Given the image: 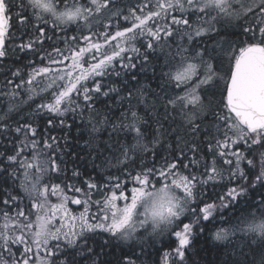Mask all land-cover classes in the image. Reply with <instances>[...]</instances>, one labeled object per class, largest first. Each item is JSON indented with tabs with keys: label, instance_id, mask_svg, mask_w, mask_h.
<instances>
[{
	"label": "snow or ice",
	"instance_id": "6c2138e0",
	"mask_svg": "<svg viewBox=\"0 0 264 264\" xmlns=\"http://www.w3.org/2000/svg\"><path fill=\"white\" fill-rule=\"evenodd\" d=\"M205 233L264 264V0H0V264Z\"/></svg>",
	"mask_w": 264,
	"mask_h": 264
},
{
	"label": "trees",
	"instance_id": "16d2710c",
	"mask_svg": "<svg viewBox=\"0 0 264 264\" xmlns=\"http://www.w3.org/2000/svg\"><path fill=\"white\" fill-rule=\"evenodd\" d=\"M13 23H15V21H13ZM231 38L235 39V37H231ZM22 59H27V58H22ZM153 87H155V84L153 85ZM209 94L213 95L216 99H219L220 96L219 88L217 87L216 89L210 91ZM54 134L62 135L59 132ZM76 135H77L76 129L73 128L70 139L74 140ZM74 163L77 164L80 167V170L85 174L80 179H84L86 176L93 174L90 162L88 160L77 161ZM76 182L78 183V181ZM249 198H253V197L250 196ZM71 207L73 208V210H77V211L80 210L77 207L74 206ZM171 239L172 242L170 243L169 237L165 236L160 238L155 243L154 247L151 246V244L145 246L146 254L141 257V259L144 260L145 264H159L161 253L165 249H168L170 247H175L174 238ZM213 243L214 242L210 239L208 233H205L203 236L198 237L194 241L192 248L189 249V254L187 258L188 264H192L193 261L195 262V264H219V260L222 258V254L219 253L217 249L213 247ZM124 247H125V251H127L126 246ZM97 251H99V248H97ZM106 251L108 252V255L104 257V259L108 261H114L117 257L121 256L120 248H108L106 249ZM137 251H139V249H137ZM81 264H84V261H81Z\"/></svg>",
	"mask_w": 264,
	"mask_h": 264
},
{
	"label": "rangeland",
	"instance_id": "374dc122",
	"mask_svg": "<svg viewBox=\"0 0 264 264\" xmlns=\"http://www.w3.org/2000/svg\"><path fill=\"white\" fill-rule=\"evenodd\" d=\"M72 206H74V205H72ZM74 207H77V206H74ZM74 211H77V210H74ZM79 211V210H78Z\"/></svg>",
	"mask_w": 264,
	"mask_h": 264
}]
</instances>
